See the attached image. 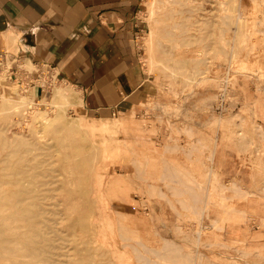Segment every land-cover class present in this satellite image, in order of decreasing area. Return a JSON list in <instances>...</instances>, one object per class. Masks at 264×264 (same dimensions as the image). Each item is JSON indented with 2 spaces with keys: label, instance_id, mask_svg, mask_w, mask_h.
<instances>
[{
  "label": "rangeland",
  "instance_id": "374dc122",
  "mask_svg": "<svg viewBox=\"0 0 264 264\" xmlns=\"http://www.w3.org/2000/svg\"><path fill=\"white\" fill-rule=\"evenodd\" d=\"M139 16L146 105L96 126L81 88L32 63L11 79V59L0 60V138L48 157L49 180L62 174L63 184L48 185V229L67 258L181 264L163 253L162 228L173 229L164 235L182 241L189 264H264V0H144ZM121 153L133 162L130 181L145 185H108ZM122 193H146L148 213L111 216L109 200ZM138 226L152 228L150 240ZM227 229L248 230L236 239Z\"/></svg>",
  "mask_w": 264,
  "mask_h": 264
},
{
  "label": "crops",
  "instance_id": "0c3cea01",
  "mask_svg": "<svg viewBox=\"0 0 264 264\" xmlns=\"http://www.w3.org/2000/svg\"><path fill=\"white\" fill-rule=\"evenodd\" d=\"M143 1L0 0V53H6V59L12 61L11 79L27 73L21 63L50 68L59 79L83 90L84 117L96 126L113 123L115 118L139 106L140 102L146 105L148 97L144 95L148 93L150 80L139 45L144 30L139 16ZM41 85L36 86L37 95ZM121 154L111 160L108 185L119 182L145 185L141 181H130L133 162ZM159 186L164 191V182ZM149 200L146 193L113 196L109 200L115 207L111 216L137 220L142 211L148 213ZM153 200L163 202L166 199L161 196ZM137 229L146 240L151 239L147 231L151 227L138 226ZM172 230L159 229L161 249L166 254L175 251L181 264H189L191 257L187 251H181L182 241L180 244L164 235ZM243 230L248 229H227L225 232L237 235L238 239ZM261 232L264 233V229ZM107 233L109 240L115 243L117 231L112 229ZM145 247L149 248L146 244ZM146 262L150 263L148 257ZM201 264H208V261Z\"/></svg>",
  "mask_w": 264,
  "mask_h": 264
},
{
  "label": "bare ground",
  "instance_id": "6f19581e",
  "mask_svg": "<svg viewBox=\"0 0 264 264\" xmlns=\"http://www.w3.org/2000/svg\"><path fill=\"white\" fill-rule=\"evenodd\" d=\"M154 32L153 29L150 41ZM59 90V95L68 96L66 88ZM65 131L74 134L76 127L69 126ZM0 155V264H7V258L11 260L10 264H94L95 257L88 249L90 256L85 255L78 260L71 254L72 258H67L64 252L66 246L58 242L56 235H52L54 231L48 229L51 220L48 185L56 181L65 182L61 173L56 181L48 179L49 170L53 169L50 159L38 160L29 147L21 150L7 138H0ZM78 250L81 252L83 249Z\"/></svg>",
  "mask_w": 264,
  "mask_h": 264
},
{
  "label": "built area",
  "instance_id": "2783aa9c",
  "mask_svg": "<svg viewBox=\"0 0 264 264\" xmlns=\"http://www.w3.org/2000/svg\"><path fill=\"white\" fill-rule=\"evenodd\" d=\"M0 60L3 62H6L8 60V59H6V53H4V52L0 53ZM0 67H1V65H0ZM19 82L21 83L20 85H22V82L21 81H19Z\"/></svg>",
  "mask_w": 264,
  "mask_h": 264
}]
</instances>
